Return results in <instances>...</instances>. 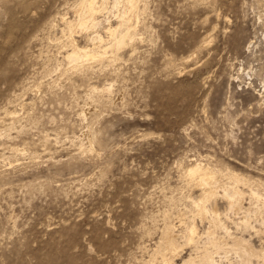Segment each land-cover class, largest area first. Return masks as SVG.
Returning a JSON list of instances; mask_svg holds the SVG:
<instances>
[{"label":"rangeland","instance_id":"obj_1","mask_svg":"<svg viewBox=\"0 0 264 264\" xmlns=\"http://www.w3.org/2000/svg\"><path fill=\"white\" fill-rule=\"evenodd\" d=\"M109 1L97 0L101 26L72 33L79 45L109 41ZM77 3L0 0V264H161L167 235L175 264L201 254L184 239L211 218L192 202L202 190L185 172L192 162L215 170L211 188L222 184L207 207L264 247V201L250 194L264 196V0H138L128 15L137 35L76 69L62 17ZM232 174L244 192L233 211L221 198ZM241 214L258 236L236 228ZM208 245L216 264L239 263Z\"/></svg>","mask_w":264,"mask_h":264},{"label":"bare ground","instance_id":"obj_2","mask_svg":"<svg viewBox=\"0 0 264 264\" xmlns=\"http://www.w3.org/2000/svg\"><path fill=\"white\" fill-rule=\"evenodd\" d=\"M54 1V0H53ZM107 1V0H106ZM109 1V0H108ZM77 4H75V6H74V11H75V17L73 18V19H70V20H68L67 19V17L65 18V17H62V21L64 22V24H65V28L62 30V31H64V33L65 32H69L68 33V35H69V38H68V40H69V45H66V46H70V49L69 50H65L66 52H65V55H64V58L67 60V63L69 62V64L71 63V65H70V67L72 68V67H76L77 65H78V62H81V61H88V60H90V59H96L97 58V60H98V58H100L101 57V59H106V58H103V54L102 53H108V51H106L107 49H111V51L114 53L115 51H117L118 49H120L123 45H125L127 42H128V39H130V33H135V35H137L136 34V32L137 31H132V32H129L130 31V25H129V22H130V18L128 17V15H129V13L131 12V11H133V10H135L137 7H138V0H115V6H116V11H117V14L115 13V16H116V18H117V22L115 23V24H113L112 22H111V18H110V20L109 19H107V23H106V25H105V30H106V32L108 33V35H109V41L106 39L107 38V36L105 37V39L108 41H105V39L103 38V37H101V35H98V36H96V40L94 41V44H97L98 43V45H96V46H90V47H87V46H85V45H79V43L77 42V40L75 39V38H73L72 37V33L74 32V31H76L77 29H80V30H88V29H90V28H93V27H95V26H98V25H96L98 22L100 23V18L98 19V16H99V14H101V16H102V14H103V12H104V9H105V5L103 4V3H101V4H98V2H97V0H77ZM110 2V1H109ZM109 2H108V4H109ZM112 2V1H111ZM106 3V2H105ZM122 3V7L121 6H119L120 4ZM111 6L113 5L114 6V4H110ZM119 6V7H118ZM123 6H124V8H123ZM122 8V9H121ZM107 9V8H106ZM138 9V8H137ZM112 10V9H111ZM112 11H114V10H112ZM58 12V11H57ZM133 13V12H132ZM58 14V13H57ZM60 14V13H59ZM113 14H114V12H113ZM138 14V13H137ZM107 15H108V13H107ZM133 15V14H132ZM73 16V15H72ZM135 16V15H134ZM137 16V15H136ZM136 16H135V18H136ZM57 17V16H56ZM108 17H110V16H108ZM134 18V17H133ZM143 19V18H142ZM99 20V21H98ZM139 20V19H138ZM132 21V20H131ZM62 22V23H63ZM134 22V21H133ZM138 22V21H137ZM55 23V22H54ZM103 23V22H102ZM132 23V22H131ZM104 24V23H103ZM49 25V24H48ZM63 25V24H62ZM100 26H101V23L99 24ZM49 26H51V25H49ZM61 26V25H60ZM100 26H99V28H100ZM104 26V25H103ZM134 26V25H133ZM44 27V26H43ZM143 27V26H142ZM61 28V27H60ZM63 28V27H62ZM102 28V27H101ZM131 28H133V27H131ZM144 28V27H143ZM94 30H95V28H93ZM97 29V28H96ZM93 30V31H94ZM99 30V29H98ZM103 30H104V28H103ZM134 30H135V28H134ZM61 31V32H62ZM78 31V30H77ZM97 31V30H96ZM84 32V31H83ZM64 33H62V34H64ZM86 33H87V31H86ZM85 33V34H86ZM132 33V34H133ZM75 34V33H74ZM78 34V33H77ZM89 34V33H88ZM93 34V33H92ZM95 34V33H94ZM101 34H103V33H101ZM106 34V33H105ZM104 34V35H105ZM52 35V34H51ZM63 36H65V34L63 35ZM44 37V36H43ZM85 37H87L86 35H85ZM133 38H134V36H132ZM131 37V38H132ZM54 38V37H53ZM88 38V37H87ZM86 38V39H87ZM90 38V37H89ZM88 38V39H89ZM57 39V38H56ZM85 39V38H84ZM85 39V40H86ZM87 39V40H88ZM104 39V40H103ZM52 40V39H51ZM132 40V39H131ZM66 42V41H65ZM91 42V41H90ZM103 42H107L106 44H104ZM87 43V42H86ZM101 43H103V44H101ZM129 43H131V42H129ZM128 44V43H127ZM63 45H65V44H63ZM103 45H106L105 46V48L103 49L101 46H103ZM202 45H204L205 46V44L203 43ZM89 46V45H88ZM97 47H101L102 49H103V51L101 52L100 50H98V48ZM61 49H62V47H61ZM133 49V48H132ZM110 52V51H109ZM118 52V51H117ZM61 53V52H60ZM111 53V52H110ZM63 54V53H62ZM114 54H116V52L114 53ZM118 54V53H117ZM56 56V55H55ZM105 56V55H104ZM109 56H112L113 57V55H109ZM117 57V56H116ZM107 58H108V56H107ZM109 59H111V58H109ZM115 59V58H114ZM65 60V61H66ZM111 60H113V59H111ZM63 61V60H62ZM65 61H63V62H65ZM90 61H92V60H90ZM94 61V60H93ZM96 61V60H95ZM99 61V60H98ZM101 61V60H100ZM61 62V61H60ZM82 63V62H81ZM95 63V62H94ZM64 64V63H63ZM73 64V65H72ZM83 64V63H82ZM81 64V65H82ZM87 64V63H86ZM88 64H90V62L88 63ZM57 65V64H56ZM60 65V64H59ZM65 65V64H64ZM84 65V64H83ZM62 67V66H61ZM66 67V66H65ZM85 67V66H84ZM67 68H69V67H67ZM70 68V69H71ZM83 68V67H82ZM91 68H92V63H91ZM63 69V68H62ZM66 69V68H65ZM76 69H77V67H76ZM79 69V68H78ZM84 69V68H83ZM86 69H87V67H86ZM94 68H92V70H93ZM91 70V69H90ZM89 70V71H90ZM63 71L65 72V70L63 69ZM68 71H70V70H68ZM81 71H83V70H81ZM85 71V70H84ZM63 72V73H64ZM84 74V73H83ZM86 75V74H85ZM56 81V80H55ZM50 82V81H49ZM54 83V82H53ZM48 84V83H47ZM50 84V83H49ZM49 84H48V86H49ZM52 84V83H51ZM53 85V84H52ZM90 85V84H89ZM39 86V85H38ZM93 88V87H92ZM111 88V87H110ZM91 89V88H90ZM96 89V88H95ZM102 90H103V88H101ZM105 89V88H104ZM106 89H108V88H106ZM106 89H105V91H106ZM98 90V89H97ZM93 91V90H92ZM104 91V90H103ZM104 91V92H105ZM109 91V90H108ZM94 92V91H93ZM7 112H8V110H7ZM83 144V143H82ZM81 144V145H82ZM80 146V145H79ZM91 149V148H90ZM192 163H194V162H192ZM191 163V165H189V166H187L186 167V169H185V172H186V174L189 176V178H191V179H193L200 187H201V189L202 190H200L201 192H200V194H199V196H198V198H194L193 197V201L192 202H194V204H195V208H196V210H197V208H198V211H199V213H201V215L203 216V214H206V213H208V212H210V214H211V218H210V220L208 221L209 222V225L208 226H206L205 225V227H207V229L202 233V234H200L199 233V231H198V229L199 228H197V226L194 224L195 223V220L193 221V223L191 224L190 223V225L187 227V229H186V232H185V241H186V243L187 244H192L195 248H196V250H199V248H201V254H200V252H199V255H200V257H202V259L203 260H205L206 262V264H216V261L214 260V254H216V253H214V254H212L211 253V251L213 250H209V248L207 249V245L208 244H212V245H216L217 247L218 246H220V247H222L225 251H224V253H225V257H226V255H227V252H229L228 251V249H232L238 256H239V259H240V261H239V263L238 264H253L252 262H251V258L252 257H256V258H258V260H260L261 262H259V261H257V264H264V247H256V246H254V244L251 242V240L250 239H248V238H245V237H243L242 235H244L242 232V234H240V235H237L235 232H233V230H231V227H229V225L228 224H226V223H228V221L225 223V221L224 220H222V215H223V213H222V215H221V212H219V210L220 209H218L217 208V204L215 205V206H213L212 205V207H211V209H209L208 207H207V202L208 201H210L212 198H215V197H217L216 196V194H217V192H218V189L219 188H217L220 184H221V182L220 183H218L219 185L217 186V187H215V186H213V187H215L216 189H217V192L215 191V188L213 189V188H211V184L214 182V184L213 185H216L215 184V182H217L216 180L217 179H215V170L214 169H212V167L210 168L209 166H204L203 164H201L200 162H195L194 164H192ZM208 164V163H207ZM183 169V168H182ZM220 170V169H219ZM231 170V169H230ZM222 172V171H221ZM220 172V173H221ZM219 173V174H220ZM226 174V173H225ZM235 174V173H234ZM234 174H232L231 176H228L227 177V180H226V182L223 184V194L221 195V194H219V195H221V198L223 197V198H226L227 200H228V205H229V207H230V209L233 207V206H237L239 209L241 208L240 207V205H239V203H240V201H241V198L243 197V191L240 189V187H238L237 186V183H240V182H238L239 181V178L237 177V175H234ZM184 175V174H183ZM221 175H223V174H221ZM228 175V174H227ZM224 176V175H223ZM222 177V176H221ZM186 178V177H185ZM188 178V179H189ZM225 178H223V180H224ZM219 180L221 181V179H220V177H219ZM246 180V179H245ZM189 181V180H188ZM247 181V180H246ZM194 183V182H193ZM189 184V183H188ZM191 184V183H190ZM192 185H194V184H192ZM222 185V184H221ZM191 186V185H190ZM249 186H250V184H249ZM195 187V186H194ZM220 187V186H219ZM245 191H247V190H245ZM249 191V190H248ZM219 193V192H218ZM246 193H248V192H246ZM250 194L251 195H253L254 197H256L259 201H264V196H262L261 195V193L259 194L257 191H255V190H252V189H250ZM253 196H252V198H253ZM248 198V197H247ZM218 199V198H217ZM244 199V198H243ZM255 199V198H254ZM222 200V199H221ZM245 200H247V199H245ZM253 200V199H252ZM211 201H215V200H211ZM250 201H251V199H250ZM217 202V201H216ZM255 202V201H254ZM254 202H252V203H254ZM210 204H211V202H209ZM208 203V204H209ZM213 203V202H212ZM242 203V202H241ZM193 204V203H192ZM243 204V203H242ZM260 204V203H259ZM259 204L257 205V207L259 206ZM249 205H250V203H249ZM252 205V204H251ZM245 206V205H244ZM255 206V205H254ZM246 207V206H245ZM248 207V206H247ZM246 207V208H247ZM234 208V207H233ZM249 208V207H248ZM252 208V207H251ZM194 209V208H193ZM238 209V210H239ZM245 209V208H244ZM243 209V210H244ZM232 210V209H231ZM233 210H235V209H233ZM232 210V211H233ZM248 210V209H247ZM249 210H250V208H249ZM256 210V209H255ZM239 211H241V210H239ZM193 212V211H192ZM228 212V211H227ZM227 212H225V214L223 215V216H225L226 217V219L227 218H230V217H228V213ZM231 212V211H230ZM238 212V211H237ZM242 212V211H241ZM245 212H246V210H245ZM251 212H252V210H251ZM193 213H195V212H193ZM198 213V212H197ZM196 213V214H197ZM234 213V212H233ZM232 212L230 213L231 215H234ZM240 213V212H239ZM196 214H194V215H196ZM236 214V213H235ZM253 214V213H252ZM256 214V213H255ZM254 214V215H255ZM263 214V213H262ZM198 215V214H197ZM200 215V216H201ZM208 215V214H207ZM237 215V214H236ZM235 215V216H236ZM242 215V214H241ZM192 216V215H191ZM206 216V215H205ZM239 216V215H238ZM258 216V215H257ZM257 216H256V218H257ZM194 217V216H193ZM207 217V216H206ZM206 217H202V218H206ZM241 217V216H240ZM255 217V216H254ZM192 218V217H191ZM261 218H262V216H261ZM225 219V218H224ZM208 220V219H207ZM229 220V219H228ZM254 220V219H253ZM264 220V219H263ZM165 221V220H164ZM183 221V220H182ZM185 221V220H184ZM232 221H234V220H232ZM239 221V222H238ZM237 222H235V225H236V228L237 229H239V230H241V231H248V230H252L255 234H257L256 236H258V234L259 233H261L262 231H261V228H258V227H256L254 224H252V222H251V220H250V217L249 216H247V214H244V215H242V218L240 219L239 218V220H238ZM256 221V220H255ZM192 222V221H191ZM259 222H260V220H259ZM261 222H262V220H261ZM184 223V222H183ZM186 223V222H185ZM234 223V222H233ZM254 223H256V222H254ZM166 224V223H165ZM164 224V225H165ZM262 224V223H261ZM167 225V224H166ZM165 225V226H166ZM169 225V224H168ZM198 225V224H197ZM231 225V224H230ZM257 225H259L258 223H257ZM170 227H171V223H170V225H169ZM168 228V227H167ZM181 228V227H180ZM218 228H221V229H223L224 230V232L226 233V235H228V237L232 240V244H229V242H231V241H229V242H226V237H222V239L221 238H219V237H217L216 235H218V234H215L216 233V229H218ZM233 228H234V225H233ZM162 229H164V228H162ZM162 229H161V231H162ZM203 229H204V227H203ZM182 230V229H181ZM200 230V229H199ZM222 230V231H223ZM167 231V230H166ZM173 231V230H172ZM201 231V230H200ZM221 231V230H220ZM236 231V230H235ZM164 232V231H163ZM223 232V233H224ZM237 232V231H236ZM263 232H264V222H263ZM169 233H171V231L170 232H168V234ZM239 233V232H238ZM247 233V232H246ZM253 233V234H254ZM164 234H165V232H164ZM163 234V235H164ZM174 234V233H173ZM249 234V233H248ZM219 235H220V233H219ZM252 235V234H251ZM261 235V234H260ZM174 236V235H173ZM205 237V240H203V242H202V237ZM225 236V235H224ZM247 236V235H246ZM254 236V235H253ZM162 237V236H161ZM165 237V236H164ZM163 237V240L165 239L167 242H166V244L164 245V246H162V245H158V249H157V253H160V255H161V264H175L174 262V259L173 258H171V257H168V256H166V253H169V252H167V250H169L170 251V253H172V252H174V251H176V248H177V245L175 244V241H174V238L171 236V235H167V239L166 238H164ZM203 237V238H204ZM248 237V236H247ZM252 237V236H251ZM261 237V236H260ZM183 238V237H182ZM225 239V241H224V239ZM160 239V238H159ZM262 239H264V237H262ZM253 240V239H252ZM161 241V240H160ZM162 242V241H161ZM200 242H202V244L200 245L199 243ZM256 242V241H255ZM260 242V241H259ZM165 243V242H164ZM177 243V242H176ZM226 243V246H223L224 244ZM161 244V243H160ZM223 244V245H222ZM227 244H228V246H227ZM261 244H262V241H261ZM180 245V244H179ZM210 245H208V246H210ZM256 245V244H255ZM184 246H186V244L184 245ZM261 246V245H260ZM263 246H264V244H263ZM180 247V246H179ZM191 247V246H190ZM192 248V247H191ZM191 248H189V249H191ZM212 248V247H211ZM210 248V249H211ZM154 249V248H153ZM165 250V252L164 251H162V250ZM167 249V250H166ZM182 249H183V247H182ZM162 252H161V251ZM180 250H181V247H180ZM221 250V249H220ZM231 250V251H232ZM214 251H216L217 252V250H213V252ZM223 251V250H222ZM230 251V252H231ZM151 252V251H150ZM154 252H155V250H154ZM220 253V252H219ZM153 254V253H152ZM156 254V253H155ZM179 254H180V252H179ZM188 254V253H187ZM190 254V253H189ZM192 254V253H191ZM197 254H198V252H197ZM229 254V253H228ZM231 254V253H230ZM232 254H233V252H232ZM151 254H149V256H150ZM157 255V254H156ZM155 255V256H156ZM171 255V254H170ZM169 255V256H170ZM174 254H172L171 256H173ZM185 255V254H184ZM194 255V254H193ZM196 255V254H195ZM199 255H197V256H192V255H189L187 258H185V259H182V262H181V264H203L202 263V259L200 258V260H198L197 261V259H196V257H198ZM235 255V254H234ZM175 256V255H174ZM173 256V257H174ZM178 256V254L176 255V257ZM187 256V255H186ZM220 256V258H221V256H222V253H221V255H219ZM216 257V256H215ZM150 258V257H149ZM154 259L156 258V257H153ZM182 258V257H181ZM181 258H180V260H181ZM199 258V257H198ZM219 258V257H218ZM230 258V257H229ZM237 258V257H236ZM236 258H233V260L234 259H236ZM152 259V258H151ZM154 259H153V262H151V263H154ZM158 260H159V257L157 258ZM228 259V258H227ZM150 260V259H149ZM156 260V259H155ZM219 260V259H218ZM230 260V259H229ZM237 260L238 259H236V262L235 263H237ZM257 260V259H256ZM145 262H146V260H144ZM143 261V262H144ZM152 261V260H151ZM226 261V260H225ZM228 261V260H227ZM235 261V260H234ZM140 262V261H139ZM150 262V261H149ZM148 262V263H149ZM159 262V261H158ZM220 262V261H219ZM218 262V263H219ZM232 262V261H231ZM141 263V262H140ZM139 263V264H140ZM157 263V262H156ZM224 263V262H223ZM222 263V264H223ZM229 263H230V261H229ZM159 264V263H158ZM178 264H180V262L178 263ZM220 264V263H219ZM227 264V263H226ZM231 264V263H230Z\"/></svg>","mask_w":264,"mask_h":264}]
</instances>
